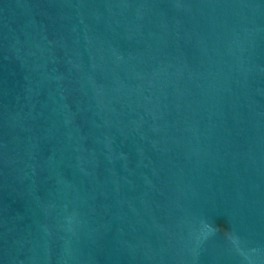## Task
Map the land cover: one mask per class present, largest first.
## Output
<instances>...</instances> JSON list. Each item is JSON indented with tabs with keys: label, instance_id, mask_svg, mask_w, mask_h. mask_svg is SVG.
Listing matches in <instances>:
<instances>
[{
	"label": "water",
	"instance_id": "1",
	"mask_svg": "<svg viewBox=\"0 0 264 264\" xmlns=\"http://www.w3.org/2000/svg\"><path fill=\"white\" fill-rule=\"evenodd\" d=\"M0 264H264V0H0Z\"/></svg>",
	"mask_w": 264,
	"mask_h": 264
}]
</instances>
